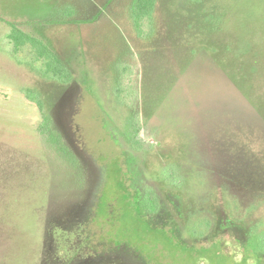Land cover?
<instances>
[{
  "label": "rangeland",
  "instance_id": "rangeland-1",
  "mask_svg": "<svg viewBox=\"0 0 264 264\" xmlns=\"http://www.w3.org/2000/svg\"><path fill=\"white\" fill-rule=\"evenodd\" d=\"M138 2L0 0V264H262L232 253L238 248L232 241L193 237L203 233L197 219L182 236L156 221L158 199L143 189L158 191L165 167L115 138L124 139L135 118L144 127L139 139L152 135L161 152L172 151L169 134L180 136L187 147L180 162L185 177L199 155L205 185H215L199 153L206 139L199 128L208 132V126L195 123L192 92L182 97L180 82L174 85L197 59L184 79H198L197 92L214 79L222 87L227 73L247 107L261 102L264 108V0H158L157 30L139 26ZM7 22L20 23L63 53L73 82L43 81L18 64L29 57L27 51L15 54ZM28 86L42 93L78 155L76 170L43 144L40 111L22 92ZM241 119L252 131L236 134L233 143L245 148L254 186L253 168H259L264 201V129L260 135L254 119ZM221 131L213 134L220 144ZM142 162L152 175L144 174Z\"/></svg>",
  "mask_w": 264,
  "mask_h": 264
},
{
  "label": "flooded vegetation",
  "instance_id": "flooded-vegetation-1",
  "mask_svg": "<svg viewBox=\"0 0 264 264\" xmlns=\"http://www.w3.org/2000/svg\"><path fill=\"white\" fill-rule=\"evenodd\" d=\"M197 61L195 59L191 65H188L185 72L178 76L174 87L177 88V84L180 82L179 86L183 89V91L180 90L183 93L182 97L187 96L189 98V94L192 92L189 99L192 106L199 110V113L194 112L195 123L201 125L206 122L208 126V132L197 127L202 132L199 138L206 137L199 153L208 162L207 168L211 170L209 180L215 185L211 187L205 185L207 178L201 172L202 168L199 163L201 164L203 160L199 155L192 161L194 165L193 168L191 166V175L185 177L180 162L185 160L184 157H187V153H184L187 147H184V142L180 136L172 138L170 134L168 135L170 138H167L166 142L172 147V151L164 153L161 152V144L158 145L160 140L152 135H148V138L142 140L139 139L138 135L144 128L140 127L139 131L135 133L133 138H130L124 147L126 150H133L140 156V153L144 151L150 153L155 160H158L165 167L160 180L158 179V191H152L149 188L143 189L148 191L149 196L155 195L158 199L159 207L154 213L156 221L164 225L175 226V229L179 231L176 236L177 234L182 236L186 230L185 226L193 224L191 221L197 219L199 220L197 222L199 223L197 224L199 231L203 233L190 232L193 237L208 242L215 240L219 242L232 241L238 246L237 252L232 251V253H238L241 257L245 255L249 259L264 264V201L263 190L260 186L261 179L257 171L259 168L256 164L253 168L257 173V182L254 186L252 183L255 181L247 177V164L244 161L246 160L245 148L243 145L233 143L232 139L236 134L241 135L247 131H252L251 128L245 130L246 123L243 122L242 117L254 119V130L260 131L259 134L262 135L264 108L261 102L247 107L246 95L231 78L232 76L227 73L222 75V87H217L214 79L211 80V83L208 81L202 83L201 92H197L196 81L198 79L196 80L194 77L193 80H184L188 75H192V70L195 69L194 63ZM216 65L220 68L218 64ZM183 80L185 83L182 82ZM214 85L217 87L216 91L212 90ZM227 85L229 93H226L224 88ZM169 94L167 93L165 98ZM227 104L231 106L225 108ZM217 114L219 116L223 114L224 122L219 119ZM218 129L222 130L219 136L223 135L222 142L225 141V143L220 144L215 139L213 134ZM237 131L240 132L237 133ZM197 133L199 134V132ZM149 139H153L154 144ZM172 140L175 141L171 142ZM156 144L159 146L158 148L155 147ZM260 157L258 158L261 160ZM142 167L144 174L150 173L152 175V171L147 169L144 164ZM186 180L189 181L187 184L185 183ZM252 242H255L254 250H252ZM79 253L80 251L73 257L77 258Z\"/></svg>",
  "mask_w": 264,
  "mask_h": 264
},
{
  "label": "trees",
  "instance_id": "trees-1",
  "mask_svg": "<svg viewBox=\"0 0 264 264\" xmlns=\"http://www.w3.org/2000/svg\"><path fill=\"white\" fill-rule=\"evenodd\" d=\"M112 0H109L111 2ZM158 0H139L136 5L139 8L140 19L137 21L139 26L144 28L156 29L159 27V22H156V13L158 11ZM136 9V10H137ZM6 25L10 28L8 33L9 42L14 45L16 53L27 51L26 58L19 62L26 67L31 73L43 81L55 82L58 85L67 86L74 80V74L71 63L66 57L47 44L40 35L32 32H26L20 28V23L7 22ZM140 27V28H141ZM143 30V28H141ZM24 96L28 101L33 103L41 114V121L37 127L39 135L42 137V142L47 149L51 151L57 159H65L70 167L76 170L79 157L73 148L66 142L63 132L57 127L55 120L50 112L46 109V103L42 93L34 87H24L22 89ZM135 120V121H134ZM133 120V125L125 130V141L122 137H117L115 140L118 144L126 145L130 138H133L135 133L139 131L141 124L138 118ZM76 158L78 161L73 162Z\"/></svg>",
  "mask_w": 264,
  "mask_h": 264
}]
</instances>
